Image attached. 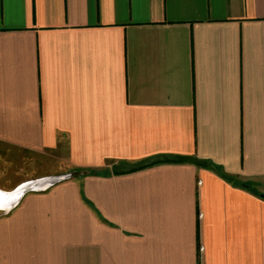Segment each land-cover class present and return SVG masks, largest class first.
<instances>
[{
	"label": "crops",
	"instance_id": "crops-1",
	"mask_svg": "<svg viewBox=\"0 0 264 264\" xmlns=\"http://www.w3.org/2000/svg\"><path fill=\"white\" fill-rule=\"evenodd\" d=\"M157 153L216 170L111 171ZM34 158L70 176L0 264H264V0H0V170Z\"/></svg>",
	"mask_w": 264,
	"mask_h": 264
},
{
	"label": "water",
	"instance_id": "water-1",
	"mask_svg": "<svg viewBox=\"0 0 264 264\" xmlns=\"http://www.w3.org/2000/svg\"><path fill=\"white\" fill-rule=\"evenodd\" d=\"M160 163H192L198 166L209 167L216 170V167L213 164L193 156L157 153L143 157L133 162L125 161L114 163L111 166V171L115 175L129 174ZM69 176V174H61L42 177L21 183L10 191H4L0 189V202H5L4 204H1L0 209H3L2 211H8L17 204L25 192L48 187L56 182L68 178Z\"/></svg>",
	"mask_w": 264,
	"mask_h": 264
},
{
	"label": "rangeland",
	"instance_id": "rangeland-1",
	"mask_svg": "<svg viewBox=\"0 0 264 264\" xmlns=\"http://www.w3.org/2000/svg\"><path fill=\"white\" fill-rule=\"evenodd\" d=\"M8 160V159H6ZM16 162V163H15ZM12 162V166H14V170H4L3 168L0 170V188L3 190H11L15 187V185L19 184V177L20 175H29L34 176L36 173H46L48 171H54L58 168H61L65 165L60 164L57 160H41V159H32V160H15ZM0 167L2 163H0ZM16 171V173H14ZM82 172L79 171L78 174ZM9 182V183H8ZM21 183V182H20ZM14 184V185H13ZM3 209H0V213L3 212Z\"/></svg>",
	"mask_w": 264,
	"mask_h": 264
},
{
	"label": "trees",
	"instance_id": "trees-1",
	"mask_svg": "<svg viewBox=\"0 0 264 264\" xmlns=\"http://www.w3.org/2000/svg\"><path fill=\"white\" fill-rule=\"evenodd\" d=\"M85 173H87L86 171H85ZM221 173V172H220ZM223 175V174H222ZM224 177H225V175H223ZM241 186H243V187H248V185H247V183H244V182H241ZM262 196H264V195H262Z\"/></svg>",
	"mask_w": 264,
	"mask_h": 264
},
{
	"label": "built area",
	"instance_id": "built-area-1",
	"mask_svg": "<svg viewBox=\"0 0 264 264\" xmlns=\"http://www.w3.org/2000/svg\"><path fill=\"white\" fill-rule=\"evenodd\" d=\"M198 182H200V181H198ZM202 248H203L202 245H200V246H199V249H202Z\"/></svg>",
	"mask_w": 264,
	"mask_h": 264
},
{
	"label": "bare ground",
	"instance_id": "bare-ground-1",
	"mask_svg": "<svg viewBox=\"0 0 264 264\" xmlns=\"http://www.w3.org/2000/svg\"><path fill=\"white\" fill-rule=\"evenodd\" d=\"M4 203H5V202H2V203L0 202V206H1V204H4ZM0 208H1V207H0Z\"/></svg>",
	"mask_w": 264,
	"mask_h": 264
}]
</instances>
